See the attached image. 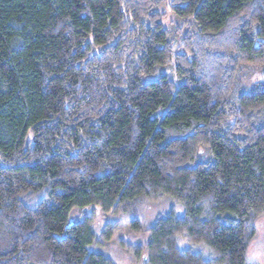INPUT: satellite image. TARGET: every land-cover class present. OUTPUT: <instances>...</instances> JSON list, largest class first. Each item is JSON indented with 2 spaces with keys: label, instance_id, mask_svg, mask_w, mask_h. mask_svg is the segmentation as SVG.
<instances>
[{
  "label": "trees",
  "instance_id": "trees-1",
  "mask_svg": "<svg viewBox=\"0 0 264 264\" xmlns=\"http://www.w3.org/2000/svg\"><path fill=\"white\" fill-rule=\"evenodd\" d=\"M255 67L264 0H0V264H252Z\"/></svg>",
  "mask_w": 264,
  "mask_h": 264
},
{
  "label": "rangeland",
  "instance_id": "rangeland-1",
  "mask_svg": "<svg viewBox=\"0 0 264 264\" xmlns=\"http://www.w3.org/2000/svg\"><path fill=\"white\" fill-rule=\"evenodd\" d=\"M169 20H172V18ZM243 73L239 78V81H241V84H239L240 88L238 89L239 94L249 92L256 83L263 80L264 67L247 68L244 69ZM166 206L167 203L160 207L155 205L148 206L143 213L146 224L152 221L157 212L164 211ZM255 226L256 233L247 247L246 255L252 264H264V213L257 219ZM146 240L145 235L132 233L128 228L124 227L118 231L110 243L106 244L103 252L115 264H143L140 259L136 260L130 252L119 244L138 246L144 244Z\"/></svg>",
  "mask_w": 264,
  "mask_h": 264
}]
</instances>
